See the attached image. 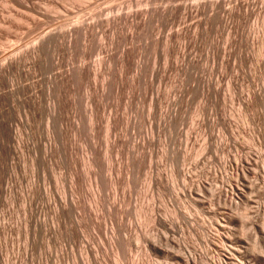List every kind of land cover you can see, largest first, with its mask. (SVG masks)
Segmentation results:
<instances>
[{
	"label": "rangeland",
	"instance_id": "rangeland-1",
	"mask_svg": "<svg viewBox=\"0 0 264 264\" xmlns=\"http://www.w3.org/2000/svg\"><path fill=\"white\" fill-rule=\"evenodd\" d=\"M0 264H264V0H0Z\"/></svg>",
	"mask_w": 264,
	"mask_h": 264
}]
</instances>
